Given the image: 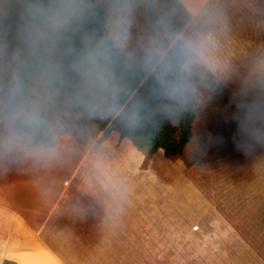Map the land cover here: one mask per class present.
<instances>
[{
    "label": "crops",
    "instance_id": "obj_1",
    "mask_svg": "<svg viewBox=\"0 0 264 264\" xmlns=\"http://www.w3.org/2000/svg\"><path fill=\"white\" fill-rule=\"evenodd\" d=\"M175 1L147 5L132 39L149 42L163 13L173 29L160 48L222 65L236 93L264 76V0ZM253 117L208 160L146 157L115 130L49 147L0 138V264H264L231 220L241 203L264 209V111Z\"/></svg>",
    "mask_w": 264,
    "mask_h": 264
},
{
    "label": "trees",
    "instance_id": "obj_2",
    "mask_svg": "<svg viewBox=\"0 0 264 264\" xmlns=\"http://www.w3.org/2000/svg\"><path fill=\"white\" fill-rule=\"evenodd\" d=\"M21 1L29 6L10 21L22 34L17 54L26 75L70 97L103 137L115 130L146 157L157 149L168 158L182 155L193 136L195 91L158 69L147 73L131 65L108 29L101 0ZM17 127L30 145L55 143L42 114Z\"/></svg>",
    "mask_w": 264,
    "mask_h": 264
},
{
    "label": "rangeland",
    "instance_id": "obj_3",
    "mask_svg": "<svg viewBox=\"0 0 264 264\" xmlns=\"http://www.w3.org/2000/svg\"><path fill=\"white\" fill-rule=\"evenodd\" d=\"M22 2L0 0V138L26 141L17 122L27 121L38 114L43 115L53 138L60 134H70L79 140L97 137V133L101 134L97 131V126L81 116L77 108L70 104V97L47 87L42 78L29 77L23 72V64L17 54L22 44V34L14 22L10 21L29 6L27 2ZM150 2L101 0L107 13L108 29L120 51L128 56L131 65L146 70L147 73L158 69L179 85L195 91L199 114L193 125V142L186 148L184 156L182 153L180 157L185 161L193 157L208 160L217 147H228L226 133L237 119L249 114L253 117L264 111V76L251 88L236 93L238 84L234 85L229 78L223 79L227 70L222 65L211 69L180 43L160 48L158 44L164 45L173 29L171 23H164L163 13H160L159 23L145 28L147 32H151L153 40L146 43H140L139 39L133 40L132 25H136L139 34V13L149 10L147 5ZM156 9L160 10L157 4L154 7ZM161 49L163 55L167 50L168 52L160 63H155L158 59L157 52ZM243 205L241 203L231 209V220L264 258V209L251 207L246 203ZM252 224L253 228H250Z\"/></svg>",
    "mask_w": 264,
    "mask_h": 264
},
{
    "label": "clouds",
    "instance_id": "obj_4",
    "mask_svg": "<svg viewBox=\"0 0 264 264\" xmlns=\"http://www.w3.org/2000/svg\"><path fill=\"white\" fill-rule=\"evenodd\" d=\"M188 47H189V48H191V47H192V45H191V44H189V45H188Z\"/></svg>",
    "mask_w": 264,
    "mask_h": 264
}]
</instances>
